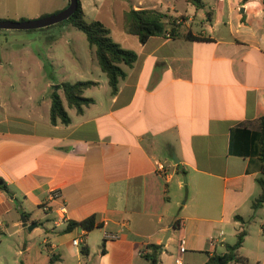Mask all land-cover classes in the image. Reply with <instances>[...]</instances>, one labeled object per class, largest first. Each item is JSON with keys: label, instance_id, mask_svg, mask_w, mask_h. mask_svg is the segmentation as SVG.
I'll use <instances>...</instances> for the list:
<instances>
[{"label": "crops", "instance_id": "obj_1", "mask_svg": "<svg viewBox=\"0 0 264 264\" xmlns=\"http://www.w3.org/2000/svg\"><path fill=\"white\" fill-rule=\"evenodd\" d=\"M44 2L0 0V20L39 19L69 5L60 0L64 7L46 10ZM203 3H189L192 15L178 12L182 36L119 43L138 58L124 67L116 95L93 51L98 66L74 71L77 81L98 83L84 94L95 102L78 113L59 90L68 125L51 122L53 90L70 82L66 75L48 79L46 62L58 61L52 51L31 52L37 74L11 70L29 45L0 55V178L8 188L0 186V264H149L143 254L152 245L162 246L159 264H205L244 230L239 256L264 264V205L253 208L262 194L261 163L230 150L235 129L257 134L264 116V2ZM155 6L141 9L177 11ZM189 32L204 40L184 38ZM4 65L10 70L2 74ZM185 176L192 197L181 203L174 193L184 189ZM54 189L62 198L49 202ZM47 202L49 213L41 209ZM62 204L68 221L55 226ZM91 216L102 242L91 239L94 230L71 226ZM104 230L120 239L105 241ZM83 231L85 243L73 245Z\"/></svg>", "mask_w": 264, "mask_h": 264}, {"label": "trees", "instance_id": "obj_2", "mask_svg": "<svg viewBox=\"0 0 264 264\" xmlns=\"http://www.w3.org/2000/svg\"><path fill=\"white\" fill-rule=\"evenodd\" d=\"M197 9L204 7L203 0H186ZM264 2V0H263ZM69 23L82 31L91 47L95 48L96 58L103 73L108 78L112 95H116L119 90L120 82L126 78L127 71L124 67H132L136 62L138 55L135 51L126 49L117 43L112 35L110 28L99 20L88 21L81 0L76 12L68 20L59 23ZM167 24L171 29H167ZM126 33L137 36L139 41L144 44L153 36L179 37L181 35V24L169 16L167 13L155 9H131L126 15V24L124 27ZM186 39L204 40V38L194 36L191 32L183 35ZM98 85L95 81H77L63 82L57 85L51 95V122L68 125L71 122L70 115L64 105L59 90H62L67 104L70 108H75L78 113H82L85 107L90 106L95 101L86 97L85 91ZM230 150L233 154L239 156H255L261 163L263 176L258 179L262 188V194L253 203V208L257 209L264 205V116L259 121V131L257 134L247 129L236 128L231 138ZM0 186L8 191L6 184L0 178ZM238 218L243 219L238 216ZM71 226L81 227L86 231H92L97 225L95 216H91L81 222H75ZM103 227V226H102ZM247 232L244 230L237 236L234 245H227V251L222 254H214L209 257L205 264H231L232 262L247 263L246 258L239 256ZM82 252L88 253V248L83 247ZM162 246L152 245L149 252L143 254L149 264H159Z\"/></svg>", "mask_w": 264, "mask_h": 264}, {"label": "rangeland", "instance_id": "obj_3", "mask_svg": "<svg viewBox=\"0 0 264 264\" xmlns=\"http://www.w3.org/2000/svg\"><path fill=\"white\" fill-rule=\"evenodd\" d=\"M81 2L86 8L87 20H99L105 23L111 29L113 39L117 43H122L125 47H132L134 40L137 38L134 35H127L124 29L126 15L131 9L156 7L155 5H157V2H160L163 6H159L158 8L162 7L164 10H167V7L176 6L177 11H171L170 15L178 21L180 19L185 21V17L183 16L192 15L190 10L192 6L186 0H81ZM59 5H62L60 0H45L44 2L46 10L55 8ZM178 12H181L184 15L180 17ZM50 15L52 14H49V16ZM13 17L15 18V16ZM25 20L29 21L36 19L25 18ZM166 26L168 30L171 29L170 24H167ZM125 38H130V41L126 42ZM57 40H60V42H57ZM66 40H72V44L66 47L64 43ZM22 44L29 45V48H26L25 51L26 59L21 58L22 60H18L14 58L15 60L12 63L13 67L11 70L15 73L27 69L29 73L37 74V64L31 61V52H39L41 55H46L49 51H52L53 55L57 57L58 61H55L54 63L46 62V75L48 79L52 81L60 79L62 75H66L67 80L70 82L77 81L79 78H76L77 76L74 69L88 67L92 70L94 66H98L96 64V59L95 62L92 61L95 48L89 45L86 35L82 31L69 23L56 24L36 30H0L1 56L5 57V55H7V49L12 50L17 45ZM7 70H10L8 65H4L1 69L2 74H5ZM98 70L102 72L101 69ZM91 77H96V73L94 72ZM15 81L17 83L20 82L19 79H16ZM61 93L63 95V91H61ZM186 180L187 177L185 176L184 189L180 192L174 193L177 199V195L180 196L181 194V203H184L187 198L191 199L192 197V189L187 184ZM263 214L264 213H261V215ZM261 215L257 216L258 220L261 218ZM254 226L256 225L254 224ZM101 236L102 231L100 229L91 232L92 240L101 241Z\"/></svg>", "mask_w": 264, "mask_h": 264}, {"label": "water", "instance_id": "obj_4", "mask_svg": "<svg viewBox=\"0 0 264 264\" xmlns=\"http://www.w3.org/2000/svg\"><path fill=\"white\" fill-rule=\"evenodd\" d=\"M78 5L79 0H69V5L64 10L36 20H0V30H36L47 28L62 23L71 18L72 15L76 12ZM23 222L24 225L27 226V221L25 218H23ZM35 227L36 224H33L32 226H29V229L33 230ZM170 234V232L167 234L164 239V243L167 242L168 238L170 237Z\"/></svg>", "mask_w": 264, "mask_h": 264}, {"label": "built area", "instance_id": "obj_5", "mask_svg": "<svg viewBox=\"0 0 264 264\" xmlns=\"http://www.w3.org/2000/svg\"><path fill=\"white\" fill-rule=\"evenodd\" d=\"M220 1H223V0H220ZM62 198V193L60 192V190L58 189H54V190H51L50 193H49V202H55V201H58ZM49 202L45 203V204H42L41 205V209L45 212V213H49L51 212V205L49 204ZM60 214L55 217L54 219V225L55 226H59L61 224H64L68 221V216H67V213H68V210H67V206L65 204H62L59 208H58ZM105 224H107V222H105ZM104 228V226H103ZM85 231H83L78 237H76L74 240H73V245L75 246H82L84 243H85ZM117 239H120V233L118 232H110L108 230H104V240L105 241H108V240H117ZM48 242H46L47 244ZM213 244V242H212ZM185 240L182 239L180 241V252L181 253H184L185 252ZM177 264H182V261L180 258H177L176 260Z\"/></svg>", "mask_w": 264, "mask_h": 264}]
</instances>
